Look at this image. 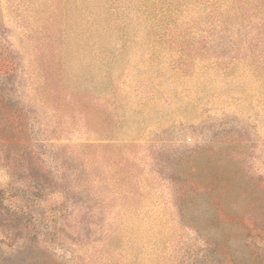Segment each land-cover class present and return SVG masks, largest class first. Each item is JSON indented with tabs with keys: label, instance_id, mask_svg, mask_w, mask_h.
Here are the masks:
<instances>
[{
	"label": "rangeland",
	"instance_id": "obj_1",
	"mask_svg": "<svg viewBox=\"0 0 264 264\" xmlns=\"http://www.w3.org/2000/svg\"><path fill=\"white\" fill-rule=\"evenodd\" d=\"M228 255L264 264V0H0V264Z\"/></svg>",
	"mask_w": 264,
	"mask_h": 264
},
{
	"label": "trees",
	"instance_id": "obj_2",
	"mask_svg": "<svg viewBox=\"0 0 264 264\" xmlns=\"http://www.w3.org/2000/svg\"><path fill=\"white\" fill-rule=\"evenodd\" d=\"M66 15V14H65ZM66 17V22L68 21L67 20V15L66 16H64V18ZM52 23V22H51ZM53 25V24H52ZM68 26H69V28H66L65 30H64V32H69V31H71L72 29H73V26H72V23H70V24H68ZM60 31V30H59ZM61 36V35H60ZM83 37H85L84 35L82 36V39H83ZM57 39H58V41H60V38H59V36H57ZM62 39V38H61ZM223 261H224V264H232V262L234 261V259H233V255H228L225 259L223 258ZM237 264V263H236Z\"/></svg>",
	"mask_w": 264,
	"mask_h": 264
}]
</instances>
